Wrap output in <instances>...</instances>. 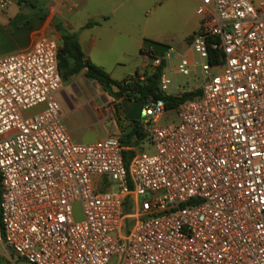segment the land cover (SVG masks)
Returning <instances> with one entry per match:
<instances>
[{
    "label": "built area",
    "instance_id": "1",
    "mask_svg": "<svg viewBox=\"0 0 264 264\" xmlns=\"http://www.w3.org/2000/svg\"><path fill=\"white\" fill-rule=\"evenodd\" d=\"M195 1L201 28L174 73L194 71L201 96L145 101L153 154L73 141L57 41L0 57V249L29 264H264V0ZM144 53L136 80L173 50ZM172 86L165 66L160 92L181 95Z\"/></svg>",
    "mask_w": 264,
    "mask_h": 264
},
{
    "label": "crops",
    "instance_id": "2",
    "mask_svg": "<svg viewBox=\"0 0 264 264\" xmlns=\"http://www.w3.org/2000/svg\"><path fill=\"white\" fill-rule=\"evenodd\" d=\"M1 2L2 0L0 57L27 53L42 39H52L60 45L61 36L54 27V21H59L69 32L78 36L86 61L119 82L148 67L150 63L144 50L148 48L149 42L162 46L158 54L160 56L169 49L173 50V54L177 53L178 61L182 56H191L192 37L202 24L195 0H82L72 9L63 0H22L6 8ZM42 7L48 11L47 16L41 10ZM149 7L152 8L151 11L145 13ZM168 69L169 62L166 63V71L173 73V92H197L198 84H193L191 78L184 80L180 76L181 81L178 84L175 67L170 71ZM86 73L87 69L67 82L63 81V88L58 94L63 121L73 141L79 144H95L108 137H119L122 142L126 139V134L133 130L134 122L128 121L120 102L110 97L97 82L89 80ZM68 82L75 83L80 92L84 93L83 99L77 105L82 110H93L101 124V130L96 128L94 137L88 141L83 136H75L78 127L73 116L74 109L68 107L69 101L75 106L76 101L67 88ZM116 107L119 115L112 117L111 110L115 113ZM43 109L44 106H40L30 114L39 113ZM143 129L146 134L144 140L148 141L146 128ZM144 140L137 142L134 137L132 144H144ZM125 147L138 149L135 145Z\"/></svg>",
    "mask_w": 264,
    "mask_h": 264
},
{
    "label": "trees",
    "instance_id": "3",
    "mask_svg": "<svg viewBox=\"0 0 264 264\" xmlns=\"http://www.w3.org/2000/svg\"><path fill=\"white\" fill-rule=\"evenodd\" d=\"M41 10L48 15V11L42 7ZM54 27L61 36V42L59 45L58 59L59 69L64 82H67L70 78L79 75L87 69L86 77L97 82L104 91L112 98L120 102L125 99H135L148 101L149 99L164 100L168 110L177 109L180 105L197 99L201 96V92H187L178 96H164L160 92L159 83L162 76V70L166 66L164 62L163 66L159 68L155 73L145 78L143 81L136 80L134 77L129 79L133 80L128 84V79L124 81H115L109 74L102 69L90 64L86 61L85 54L82 51L78 36L69 32L59 21H54ZM193 39V37H192ZM147 47H152L156 54L161 52L162 46L153 42H149ZM137 76V75H136ZM143 141L146 138L144 129L140 122H134L133 130L126 134L125 140H122V144L128 147H132V139ZM134 142V143H137ZM134 153L131 151L125 152V159L129 164ZM0 207H1V191H0ZM1 217V214H0ZM1 257V255H0Z\"/></svg>",
    "mask_w": 264,
    "mask_h": 264
},
{
    "label": "rangeland",
    "instance_id": "4",
    "mask_svg": "<svg viewBox=\"0 0 264 264\" xmlns=\"http://www.w3.org/2000/svg\"><path fill=\"white\" fill-rule=\"evenodd\" d=\"M255 4H257L259 2V0H252ZM152 8H147L145 10V13H147L149 10L151 11ZM193 59V57H191ZM169 69L168 71H170L172 69V67H176L177 63H178V56L177 53H174L171 56V59H169ZM196 73L193 71L192 75H191V80L193 82V84H198L197 81V77H196ZM199 78H201V75L199 76ZM184 80H188V78H184ZM176 81L179 84L181 81V77L180 75H176ZM81 88L83 87V84H80ZM93 86V85H91ZM67 88L70 92V95L74 98V100L76 101V106L73 105L70 101V107H68V109H74V119L76 122V126L77 131L75 132V136H83L85 141H88L90 139H92L94 137V131L95 129H99L101 130V124L99 123L96 114L93 112V110L89 109V108H85L84 110H82L77 104H79L78 102L80 100L83 99L84 97V93L80 92L79 87L73 83V82H68L67 83ZM173 90V86L171 87V91ZM34 111V110H33ZM32 111V112H33ZM118 108L116 107V112L114 113L113 110H111V113L113 114L112 117L118 116ZM87 122H86V120ZM165 123H168L167 121L163 122V125ZM75 137V138H76ZM132 145H135L138 147V150H140L141 152L147 153V154H153L155 152L153 146L148 142L144 140V144L142 142L140 143H133ZM102 178L99 177L97 178V181H100ZM75 210H76V217L77 219H82V213H81V205L77 204L75 206ZM0 214H1V209H0ZM0 264H29L26 261L19 259L16 255H14L13 253H10L7 250L4 249H0ZM110 264H117L116 260H113Z\"/></svg>",
    "mask_w": 264,
    "mask_h": 264
},
{
    "label": "water",
    "instance_id": "5",
    "mask_svg": "<svg viewBox=\"0 0 264 264\" xmlns=\"http://www.w3.org/2000/svg\"><path fill=\"white\" fill-rule=\"evenodd\" d=\"M123 113L130 122H139L142 109L145 106V101H132L131 99H125L121 102Z\"/></svg>",
    "mask_w": 264,
    "mask_h": 264
}]
</instances>
